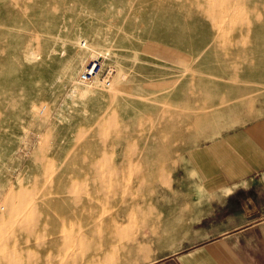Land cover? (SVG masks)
I'll return each instance as SVG.
<instances>
[{
  "label": "rangeland",
  "instance_id": "1",
  "mask_svg": "<svg viewBox=\"0 0 264 264\" xmlns=\"http://www.w3.org/2000/svg\"><path fill=\"white\" fill-rule=\"evenodd\" d=\"M263 115L264 0H0V264L172 253L186 154Z\"/></svg>",
  "mask_w": 264,
  "mask_h": 264
},
{
  "label": "crops",
  "instance_id": "2",
  "mask_svg": "<svg viewBox=\"0 0 264 264\" xmlns=\"http://www.w3.org/2000/svg\"><path fill=\"white\" fill-rule=\"evenodd\" d=\"M186 163L175 191L195 202L191 226L147 264H264V115L191 148Z\"/></svg>",
  "mask_w": 264,
  "mask_h": 264
},
{
  "label": "built area",
  "instance_id": "3",
  "mask_svg": "<svg viewBox=\"0 0 264 264\" xmlns=\"http://www.w3.org/2000/svg\"><path fill=\"white\" fill-rule=\"evenodd\" d=\"M113 74L114 70L111 67H103V63L99 59H95L80 73L79 79L82 83L90 84L98 78H102L105 84L110 85Z\"/></svg>",
  "mask_w": 264,
  "mask_h": 264
}]
</instances>
